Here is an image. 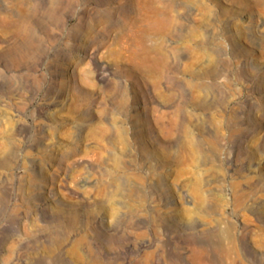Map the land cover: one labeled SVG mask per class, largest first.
<instances>
[{"label":"rangeland","instance_id":"1","mask_svg":"<svg viewBox=\"0 0 264 264\" xmlns=\"http://www.w3.org/2000/svg\"><path fill=\"white\" fill-rule=\"evenodd\" d=\"M0 264H264V0H0Z\"/></svg>","mask_w":264,"mask_h":264},{"label":"bare ground","instance_id":"2","mask_svg":"<svg viewBox=\"0 0 264 264\" xmlns=\"http://www.w3.org/2000/svg\"><path fill=\"white\" fill-rule=\"evenodd\" d=\"M20 1V0H19ZM16 2V1H15ZM19 3H21V2H19Z\"/></svg>","mask_w":264,"mask_h":264}]
</instances>
